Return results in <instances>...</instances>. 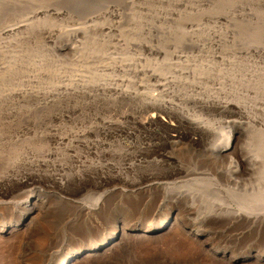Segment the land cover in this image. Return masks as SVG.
I'll return each mask as SVG.
<instances>
[{
    "label": "rangeland",
    "instance_id": "374dc122",
    "mask_svg": "<svg viewBox=\"0 0 264 264\" xmlns=\"http://www.w3.org/2000/svg\"><path fill=\"white\" fill-rule=\"evenodd\" d=\"M171 15L180 19L183 23L187 20V22L196 23V26L200 24L207 30L215 29V31L227 35L229 42L224 43L225 46L222 48L223 53L221 54L227 53L226 50H229L230 53H235L238 57L234 59L236 61L239 60L240 65L246 66V63L248 65L249 62H258L259 64L264 62L263 56H254L251 58L252 61L239 55V52L247 50L251 45L264 47V0H0V30L19 24L20 22L21 25L23 24L22 22L27 20L32 23L24 29L15 31L9 35L0 36V50L5 54V58L0 60V65L2 66L12 61L21 62L24 66L27 64L37 65L42 62L44 64L43 69L45 70H43L42 76L34 75L35 72L28 74L30 72L26 70L27 72L24 71V74L18 73V76L14 79L0 77V96L2 95L0 99V154H4L3 156L0 155V162L18 159L27 153H29V156H44L43 154L54 148L53 150H57L59 153L56 151L53 157L47 158L55 164V166L50 167L52 169L48 167V170L57 174H69L78 172L79 165L73 163V160L78 156L82 161L93 159V162H98L101 161V157L98 155H101V152L107 150L109 147L119 156L125 147L129 145L133 149L135 146H141L140 148L143 150L142 157L152 161V164H154L153 161L158 163L152 166V169L168 170L163 161L166 158L161 156L164 154L169 155L174 162L186 168H195L198 172L203 171V173L215 175L214 164L204 155V149L200 147L192 148L186 142H182V148H180L181 144L173 145L172 147L171 145L163 146L162 139L166 126H163L160 122L154 125V123L147 121L146 117L149 116V113L145 107L142 108L140 113L136 114L140 116V120L135 121L132 117L126 118L125 114L132 111L129 110L127 112L126 110L128 109L123 107L121 101H118L112 109H109L107 107L108 104L104 101H91L93 100V96H90L91 91H93L92 87L83 90L80 85L81 92L73 98V102H58L56 105L43 106L39 101L37 103V100L30 98L23 100L5 99L4 94H7L10 88L31 87L33 84L34 89H40V87H47L51 84H60L58 77L62 75H67L68 77L75 76L74 78H78L79 75L89 76L93 78L94 82L87 83L94 85L101 82L102 78H104V73H106L111 78H128L133 81L142 80L141 82L147 88L145 91L150 92V95L157 96L158 94L157 97L159 99L169 100L170 96L161 91L163 89L159 87V83L156 85L157 78L155 80L151 77L140 76L131 71L128 73L123 72L116 67L121 62H117L114 67L113 57L125 58L127 59V63H138V59L142 57L143 61L140 64L144 68L149 67L148 69H151L150 67H157V70H159L157 73L163 76L183 70L184 67L181 65V60L175 56L184 53H186L184 55L188 54L187 56H190L191 53L194 55L197 53H194V49L187 43L189 37H192L190 34L184 35L182 41L177 40L178 36H181L180 32L183 29L180 27H183V23L179 22V27L176 24H171L173 32L170 38L173 39L168 37V41L167 39H163L166 42L162 41V39V43L160 40L158 41L163 50L167 51V54L158 55L159 57L155 56L156 54L151 55L143 49H127V51L126 49L114 48L116 41L113 38L122 34L127 42L131 41V39L139 40L143 36L150 35L148 34V27H153V29H157L158 26L161 28L166 27L167 24L164 23V19ZM91 19H94L93 24L89 22ZM86 26H90L91 28L85 29V36H74L77 28ZM101 27H105V30L102 31ZM114 29H117V31L113 32ZM109 30L112 31L109 32ZM49 32L51 34H48ZM232 33L235 35V38ZM150 42L157 44L154 39ZM65 44L82 46L83 50L80 53L77 51L60 53L58 49ZM175 49L177 53L174 52ZM170 53L171 62L168 61L169 56L167 57ZM212 53L213 50H210V53H202V55L206 56V61L202 59V56L201 59H197L195 62L196 67L193 66L195 68L192 69H196L197 72L200 69L201 71L210 72H215V69L218 70L221 67V63L217 62L214 57L210 58V56L215 54ZM163 57H166L167 61L163 60ZM210 59H212V62ZM167 62H169V65ZM207 64L208 66L212 64L213 70ZM261 65L264 64L262 63ZM215 66L218 67L215 68ZM185 69L187 70V68ZM28 76L32 78H30L31 80H34V83L24 81L27 80ZM210 77L205 81L208 87L213 86V78H216L214 73L213 77ZM35 81H39V83L37 84ZM42 82L48 85L45 84L43 86ZM77 83L82 82L79 81ZM91 95H96V92H93ZM194 95H196L195 92ZM200 95L198 94V96ZM154 96L151 97L154 98ZM174 103L180 104L181 107L187 109L186 111L189 114L194 113L203 119H208L212 123V126L219 129L232 126V121H246L238 115L230 117L229 114L220 110L211 109L214 111H207L203 110L200 106L194 108L191 104L185 105L179 100H175ZM68 106H76L78 108L77 112L68 114L67 117L58 122L55 121L54 117L52 118L53 115L60 113L61 110L69 108ZM13 110L18 111L19 114L11 113ZM149 112L151 113L152 111ZM258 115L263 116L261 113H258ZM165 116L162 114L161 118L163 117L168 120V117ZM174 118L171 120L172 122L170 121V125L174 127L180 126V123H178L180 122L179 119L177 117ZM135 124L137 126L140 125V128H135L137 127ZM54 126L58 128L59 133H62L61 135L69 136L70 139H67L68 141L65 142L66 147L61 143H57V145L45 137L46 133ZM257 127L260 126L257 124ZM134 131L138 134L136 138L131 136V132ZM77 138L79 139V144L76 143ZM86 145L93 148L92 152H89L90 150ZM69 147L71 148L70 150ZM133 149L132 151L135 155L136 151ZM64 151L67 152L64 153ZM134 155L132 153V156ZM112 161L114 169H107L99 173L94 172L92 175L96 177L102 174L107 178L106 184L103 185L105 186L104 188L111 190L114 187L120 188L127 182L141 181L135 179L138 177V173L133 174L122 167L120 164L122 161L119 157L112 159ZM59 164L65 165L66 168L60 167ZM93 182L94 180H90L89 183L84 185L85 188H83V194L81 193L80 197L92 201L93 197H97V192L104 189L103 186ZM39 197L40 210L38 209L36 214L41 226L39 233L31 238L22 227L16 226L18 224L17 221H15V218H13V215L7 209L0 211V225H6L10 228L8 232L0 234V264H21L22 256L28 260L32 259L35 253H25L30 248H35L40 250V252L51 248L52 252L55 253L78 247L87 248L90 245L91 239L97 237L100 231L103 230L104 223L101 221L84 226L78 225V221H75V209L59 200V198L48 194H43ZM122 197L118 194L110 197V204H106L107 210L103 213V219L116 217L119 221L122 220L121 222L126 224V227L131 230L142 220L159 212L157 207L150 202V199L148 201L145 200V204L136 206L130 205ZM263 205L261 204V207L256 206L254 210V215L260 216L262 220H258V223L252 224L250 227L241 224L230 226L223 224V222L206 223V227L208 226V228L205 227L208 233V241L206 243H203L205 241H198L194 235L186 230V227L182 223H178V225H172L153 239L147 238L145 235L123 238L122 244L115 247L102 259L91 260L92 262L90 263V258H88L85 260L86 262L81 261V263L78 262L77 264H229L226 259H221L223 258L222 255L228 258L233 257V261H245L242 264H264ZM10 216H12V219ZM188 243L190 244L188 245ZM38 255L36 256L37 258H33L35 259L34 264H40L43 260V257L40 256L41 254L38 253Z\"/></svg>",
    "mask_w": 264,
    "mask_h": 264
},
{
    "label": "bare ground",
    "instance_id": "6f19581e",
    "mask_svg": "<svg viewBox=\"0 0 264 264\" xmlns=\"http://www.w3.org/2000/svg\"><path fill=\"white\" fill-rule=\"evenodd\" d=\"M165 18L164 23L167 24L166 27L161 28L158 26L157 29L148 27V34L150 35L143 36L139 40L131 39V41L127 42L122 34L118 35V37L113 38L116 41L114 48H120L121 50L143 49L151 55L156 54L155 56L157 57H159L158 55L167 54V51L163 50L162 46H160L161 44H158V41H161V39L164 41L168 37L170 38L173 32L171 24L178 25L181 20L175 18L173 15ZM89 22L93 24L92 22H94V19H91ZM20 23L1 29L0 36L9 35L15 31L24 29L30 25L31 22L27 20L22 22L23 24L21 25ZM195 24L187 22L186 20L183 23V27H180L183 30H181V36H178L177 40L182 41L184 35L190 34L192 37H189L187 43L194 49V53H197L196 55L191 53V55L189 54L190 56H187L188 54L184 55L186 54L184 52V54L176 55L175 57L181 60V65L184 69L178 70V72L174 70L175 73L171 72L173 73L171 75H159V73H157L159 71L157 67H150L151 69H148L149 67L144 68L142 64H140V62L142 63L143 61L142 57L138 59V63H127V59L125 58L113 57L114 67L117 62H121V64L116 67L123 72L128 73L131 71L140 76L151 77L155 80L157 78L156 85L159 83V87L163 89L161 91L167 93V96H170L169 100L159 99V97H157L158 94L157 96L150 95V92L148 93L146 92L147 90L145 91L147 88L141 82L142 80L140 81L138 79V81H133L128 78H117L114 76V78H111L106 73H104L102 81L94 85H89L87 83L94 82L93 78L89 76L79 75L80 78H74L75 76L68 77L67 75H62L58 77L60 84H51L47 86L48 84L45 83L47 87L41 88L40 82V89H34L32 84L31 87L19 89L10 88L8 92L6 91L7 94H4L5 99L23 100L25 98H30L46 106L56 105L58 102L72 101L73 98L81 92L79 88L80 85L83 90L92 87L91 89L93 91H91L90 96L94 98L92 97L93 100L91 101H104L108 104L107 107L109 109H112L118 101H121L123 107L128 109H125L127 112L129 110L132 111L130 112L131 114L129 112L128 114L126 113L125 117H132L135 121L140 120V116L136 114L140 113L142 108L145 107L149 113H147L149 115L146 117L147 121L154 123V125L160 122L163 126H166V131L162 139L163 146L171 145L172 147L173 145L181 144L180 148H182V142H186V144L192 148L200 147L204 149V155L213 162L215 167V175L203 173V171L198 172L197 169L186 168L174 162L169 155L163 154L161 156L166 158V160L163 161L168 170H158L159 168L152 169V166L158 163L153 161L154 164H152V161H149V159H144L142 157L143 150L139 145H137L139 147L135 146L134 149L129 145L126 146L119 156L109 147L107 150L102 151L101 155H98L101 157V161L98 162H93V159L90 161H82L77 155L78 157L72 160L74 164L79 165V170L76 173L68 172L69 174H57L56 172L52 173L48 170V167L52 169L50 167L55 166L54 162L52 163L51 160L50 162L49 159H47L56 154L57 150H53L54 148L43 154L44 156H29V153H27L18 159L0 162V211L7 209L11 215H13L15 221H17L18 224L16 226L22 227L30 238L39 233L40 230L41 225L37 219L36 212L40 208L39 196L43 194L55 196L65 204L73 207L76 214L75 221H78V225L80 226L91 223L94 224L99 221L104 223V227H102L103 230L100 231L97 237L91 239L90 245L87 248L78 247L60 253L52 252L51 248H47L43 252L35 248H30L26 250L25 253H35V256L29 260L22 256L23 259L21 264H34L35 259L33 258H37L36 256H39L38 253L43 257L42 264H77L88 258H90L89 261L91 263V260L102 259L107 256L110 251L115 249V247L120 246L123 242V238L145 235L147 238L153 239L169 229L172 225H178V223H182L186 227V230L194 235L198 241L201 240L205 241L203 243H206L208 241V233L205 230L206 223L223 222V224L230 226H238L241 224L250 227L252 224L258 223V220H262L260 216L254 215V210L256 206L264 204V65H261L262 63L264 64V62L259 64L258 62L248 61V65L247 63L246 66L240 65L238 62L239 60L237 59L238 61H236L234 59L238 57L235 53L233 54L230 53L229 50H226L228 54H221L223 53L222 48L225 46L224 43L229 42V37L227 35H224L222 32L219 33L215 31V29L207 30L204 26L200 24L196 26ZM89 27L90 26L77 28L74 32V36H85V29ZM177 27H179V25ZM101 30L104 31L105 27H101ZM111 31L109 30V32ZM116 31L117 29L113 30V32ZM206 31L208 32L205 33ZM48 34H51V32ZM234 36L233 34V37ZM153 39L156 40L157 44L150 42ZM82 50V46H74L71 44H65L58 49L60 53L72 51L80 53ZM210 50H213V53H215H212L213 56L209 54L210 58L214 57L217 62L219 61L221 67L216 70L215 68L219 65L215 66V72L201 71V69L198 72L196 69L193 70L196 67L195 62L197 59L199 60V58L201 59L203 56L202 59L206 61V56L202 55V53H210ZM174 52H176V49ZM171 53L167 55V57L169 56L168 61L170 62L172 61V59L170 60ZM239 55L248 58V60H252L251 58L254 56L264 57V47L260 45H251L247 50L239 52ZM3 58H5V54L0 50V60H3ZM164 59L166 60V57H163V60ZM210 61L212 62V59H210ZM245 61L247 62V60ZM167 64L169 65V62H167ZM212 64H209L210 66L207 64V66L211 67ZM193 66L195 67L193 68ZM43 67L44 64L42 62L37 65L27 64L24 66L21 62L12 61L0 67V77L14 79L18 76V73L21 72L24 74L26 70L30 72L28 74L35 72L34 75L42 76L45 71ZM185 68H187V70ZM22 69L24 70L22 71ZM202 69L204 68L202 67ZM213 73L216 78H213V86L208 87L205 81H207L210 76L213 77ZM30 78L28 76L27 80L24 81L27 83L33 82L34 80ZM79 81L82 83H77ZM38 83L39 81L37 84ZM45 84L43 83V86ZM93 92H96V95H91ZM194 92L196 95H194ZM198 94L201 95L198 96ZM151 96H154V98ZM175 100L182 101L185 105L191 104L194 108L200 106L203 110L207 111L211 109L220 110L229 114L230 117L232 115H238L246 121H232V126L230 125L227 126V128L219 129L212 126V123L208 119H203L193 112V114H189V112L186 111L187 109L181 107L180 104L174 103ZM77 110L78 108L76 106L69 107L61 110L60 113H54L55 115H53L52 118L54 117L55 121L58 122L64 117H67L68 114L77 112ZM149 111L152 112L150 113ZM11 113L15 114L18 113V111L13 110ZM258 113H261L263 116L261 117ZM162 114L166 115L165 117H168V120L163 117L161 118ZM174 117L179 119L180 122L178 123H180V126L174 127L170 125ZM257 124L260 127H257ZM135 125L137 126V124ZM135 128H140V125ZM137 132H139V130H137ZM136 133L135 131L131 132V136L136 138L138 135ZM46 134L45 137L48 140L56 144H64L65 147V142L70 139L69 136L61 135L62 133H59L58 128L55 126ZM128 137L130 138V136ZM76 143L79 144V139L76 140ZM86 147L89 148V152H92V147L88 145H86ZM70 149L69 147V150ZM132 149L136 151L135 155ZM66 152L64 151V153ZM132 153L134 156H132ZM0 155L3 156L4 154L1 153ZM117 157L121 159L122 162L120 164L125 170L133 174L138 173V177L135 179L143 182H127L120 188L114 187L110 190L103 186L106 184V177L102 174L96 177L92 176L94 172L99 173L107 169H114L115 167L112 159ZM59 165L62 168L65 167V165L62 164ZM62 171L64 170L62 169ZM90 180H94L95 184H99L104 188L100 192H97V197H93L92 201L80 197L83 194L84 185L89 183ZM114 194L123 196L122 198L126 199L130 205L136 206L145 204L146 201L150 199V202L157 207L159 212L142 220L135 228L130 230L126 227V224L121 222V219V221L116 217L111 219L106 218L107 220L103 219V213L107 210L106 204H110V197ZM11 217L12 216H10V218ZM206 228H208V226ZM9 229L10 228L6 225H0V234L8 232ZM189 244L190 243H188V245ZM222 257L221 259H226L229 264H242L245 262L241 260L233 261V257L228 258L225 255H222Z\"/></svg>",
    "mask_w": 264,
    "mask_h": 264
}]
</instances>
